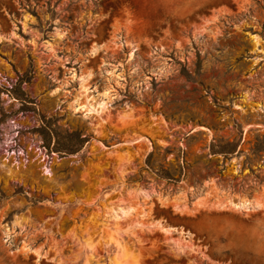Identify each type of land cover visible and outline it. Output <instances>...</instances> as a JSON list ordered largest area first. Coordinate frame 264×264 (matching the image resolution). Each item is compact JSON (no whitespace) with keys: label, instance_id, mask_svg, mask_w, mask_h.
I'll return each mask as SVG.
<instances>
[{"label":"rangeland","instance_id":"374dc122","mask_svg":"<svg viewBox=\"0 0 264 264\" xmlns=\"http://www.w3.org/2000/svg\"><path fill=\"white\" fill-rule=\"evenodd\" d=\"M0 264H264V0H0Z\"/></svg>","mask_w":264,"mask_h":264},{"label":"trees","instance_id":"16d2710c","mask_svg":"<svg viewBox=\"0 0 264 264\" xmlns=\"http://www.w3.org/2000/svg\"><path fill=\"white\" fill-rule=\"evenodd\" d=\"M40 131H41V134H42L44 140L46 141V144L48 147L51 146V142H52L53 138L60 135V133L57 130L52 129L50 127L49 122H46V127L45 126L42 127L40 129ZM66 136L70 137L71 140L75 139L79 143H82V142L84 143V142H87L89 140L88 137H81L78 133H67ZM74 147H75L74 144H71L70 142L67 144L66 143L65 144H59L57 146V148L65 149L66 152L77 151L78 146H77V148H74Z\"/></svg>","mask_w":264,"mask_h":264}]
</instances>
